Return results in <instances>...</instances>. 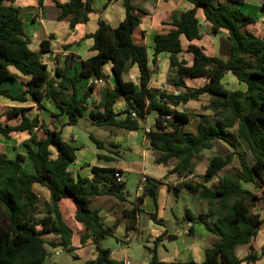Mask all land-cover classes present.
Masks as SVG:
<instances>
[{
    "label": "trees",
    "instance_id": "trees-1",
    "mask_svg": "<svg viewBox=\"0 0 264 264\" xmlns=\"http://www.w3.org/2000/svg\"><path fill=\"white\" fill-rule=\"evenodd\" d=\"M113 1L106 0L99 10L97 30L86 35L93 39L91 50L95 54L88 59L68 56L65 66L57 67L55 75L51 76L43 55L52 51L54 34L42 40L40 50H34L21 8L15 5V0H0V96L18 101H27L31 96L43 109L45 101H50L58 109L51 112L53 118L66 115L67 124L76 125L90 109L89 99L97 87L93 82L80 95L79 82L85 78L107 80L104 66L112 63L115 85L105 86L98 107L89 111L96 126L136 131L151 114L157 113L154 126L147 132L149 146L157 153L158 164L169 165L176 160L169 173L182 179L195 173V159L204 150L212 149L218 140L234 147L241 162V169L226 170L220 176L231 156L225 158L218 154L210 159L203 182L183 181L181 184L191 196L208 203L209 212L192 218L218 238L206 248L204 261H163L158 247L165 236H160L150 248L152 256L148 264H257L264 259V244L260 252L253 246L264 224V216L256 210L261 205L264 212V36L248 29L258 22L257 18L239 7L246 0H188L194 7L175 11L172 28L156 34L152 67L147 46L137 43L134 33L142 22L139 12L152 14L154 8L137 6L136 0H123L125 18L114 27L103 17ZM94 2L58 3V19L68 20L70 29L79 23H88L95 12ZM261 7L264 11V0ZM199 9L203 10L213 34L223 31L227 34L221 39V55H208L204 47L196 43L203 39ZM182 36L189 41L186 48ZM165 51L171 54L167 81L183 89L178 94L151 86L152 76L158 70V55ZM77 61L80 69L69 75V69ZM133 65L140 71L138 84L125 77ZM11 68L30 77L22 79L27 88L17 95L2 86L6 80L20 78ZM230 71L247 85L246 89L230 90L224 85L223 79ZM200 77H205L206 82L190 88L189 80ZM205 94L210 99L204 109L213 112V120L202 119L195 132L187 131L185 127L191 121V114L178 107L201 100ZM121 99L127 102L124 118L114 109ZM26 111L25 107H13L6 112L9 117L20 116L15 125L0 120V135L4 138H10L14 132L27 131L31 135L30 141L25 143L26 152L16 158L0 152V264H45L50 257L47 244L74 252L78 248L73 242L75 229L62 210L65 199L73 201L75 220L83 226L81 245H96V256L86 264H124L115 261L111 249L102 246L104 239L116 236L117 226H108L100 210L91 207L92 197L114 196L120 201L128 200L126 181L116 177L122 170L95 165L92 179L75 177L70 165L77 159L78 147L63 139L62 130L50 128L38 116H28ZM231 129L236 130V140L231 138ZM39 130L44 131V137L38 134ZM90 137L99 149L106 148L104 140L94 134ZM237 141L245 143L252 153V164L237 152ZM98 159L112 161L114 158L99 153ZM27 162L30 169L26 167ZM215 179L218 181L209 185ZM37 183L49 189L50 201L41 202L34 188ZM245 183L260 191L246 188ZM160 185V180L145 178L142 194L125 210L129 231L137 230L138 215L144 212L140 206L146 197H152L158 205ZM149 215L159 221L156 213ZM48 234L55 238L47 240ZM243 245H249L251 251L240 257L238 250Z\"/></svg>",
    "mask_w": 264,
    "mask_h": 264
},
{
    "label": "crops",
    "instance_id": "crops-1",
    "mask_svg": "<svg viewBox=\"0 0 264 264\" xmlns=\"http://www.w3.org/2000/svg\"><path fill=\"white\" fill-rule=\"evenodd\" d=\"M67 1L68 0H44V2L41 3L40 0H15V5L21 8V15L24 19L25 29L27 34L32 38V48L34 50H40V44L42 40L49 39V36L51 34H54V39H51L52 51L43 55V61L47 64L51 76L55 75L57 67L65 66L66 58L68 56H75L80 57L82 59H88L95 54V52L91 50V47L93 45V39L86 38V35L94 33L97 30L98 20L100 17L99 10L106 2V0H95V2L93 3V8L95 9V12L90 15V21L88 23H79L74 29H70L68 20L58 19V15L60 13L58 3H65ZM135 3L137 6L145 5L154 8L152 14L139 12L142 18V22L135 29L134 33V40L139 44L147 46L150 65L153 67L152 61L154 58V39L156 34L161 32H168L172 28L171 23L173 21V17L171 18L170 16L173 12L178 10L185 11L191 9L194 7V5L188 0H183L181 5L177 2H173L171 4L168 3L166 5H160L161 7L157 4L151 3L140 4L139 0H136ZM160 11L162 13H160ZM125 15L126 10L124 7L123 0H115L104 11L103 17L112 26L116 27L125 18ZM198 16L201 24V32L203 34V29L206 30V32H204L203 34V39L200 41H196V43L203 46L205 52L208 55H219L218 52L220 46L218 43H214V40H219V37L223 34L227 37L226 32L223 31L219 34H213L212 27L210 23L206 21L202 9H199ZM205 38L211 40L212 48L206 47L209 42H205ZM182 42L185 48L189 44V41L184 36H182ZM58 43L66 44L64 46V49H62L63 52H55L57 51L55 50V48ZM170 55L171 54L167 51L161 52L158 55V70L152 76L151 86L160 89H165L169 92L178 94L183 89L177 88L169 84L167 81L170 69ZM111 68L112 63L105 64L104 70L108 75V78L107 80H103V82L96 83V78H85L79 82L80 95H82L88 89L91 83L94 82L97 86L92 97L89 99L90 103L94 100L96 102L91 103L90 109L84 116V118L88 119L90 122H92V120L89 116V111L93 108L96 109L98 107L103 88L107 85H110L112 87L115 85V76ZM79 69L80 63L77 61L75 62L73 67L69 69L68 74L73 75L76 70ZM11 70L17 73L20 78L6 80L2 84V86L4 88L9 89L12 94L17 95L25 91L27 88L22 79L28 80L30 77L23 75L22 73L18 72L15 68H11ZM125 77L126 79L132 80L133 82L138 84V80L140 77V71L138 66L133 65ZM191 80H189V82ZM2 101H4V104L7 106V111L13 107L27 108L26 114L28 116L32 118L38 116L50 128L62 130L63 138L65 136V132H70L72 129L73 125L67 124L68 118L66 115H62L57 118H53L51 116V112H58V109L50 101H45V109L41 108L38 102L35 101L31 96H28L27 101L12 100L8 97L0 96V102ZM126 107V100L121 99L114 106V109L117 113L120 114L121 118H124L126 116L124 114ZM151 115L154 116L153 124L148 123ZM151 115L147 118L145 122L142 123L141 129L136 131H128L117 127H100L103 130L98 133L97 136H95L99 139L108 141L106 143V148L103 149V151H99L95 148H85L84 146L78 147L77 159L74 163L70 165V171L75 177L81 175L92 179L94 176L93 167L95 165L110 166L122 170L126 178V183H128L127 174H130L132 172L140 175V183L147 176L160 180L161 185L158 195V205L155 204V201L152 197L148 196L145 198L144 203L140 206L144 210V212L138 215L137 230L129 231L124 221L119 222L117 224L115 214L109 212L106 206H104L103 203H100L101 200L96 204L95 208H98L100 210V214L105 217L104 221L108 226H117L116 237L119 243L121 242L130 245L133 241V235L136 233L139 239L146 240L148 246L151 244L152 246H154V242L158 237L165 236L158 247V254L163 261L175 262L195 260L197 262H202L205 259L206 248L212 246L213 243L217 241V239L214 238L215 236L206 228L203 223L196 220L194 221L192 219L196 215L195 211L186 208L185 215L181 216L173 210V204L178 203V200H176L178 194L176 193L175 196V194H173V191L177 189L178 192H180L182 187L181 184L183 181H186L187 178L182 179L176 176L175 174H170L169 172L173 168V166L171 167L170 165L158 164L155 161L156 154L155 151L152 150L149 146L146 131L147 127L152 128L155 124V118L157 117V113H153ZM5 116H7L6 120H4V117L0 118V120H2L4 123L15 125L20 121V116L9 117L7 113L5 114ZM38 134L42 137L45 136L43 130H39ZM15 135H17V138ZM99 136H101L102 138H100ZM30 138L31 135L27 131L14 132L12 133L10 138H4L0 135V152H6L11 158H16L19 153L26 152L25 143L29 142ZM67 138L68 140H78L76 135L72 132L68 133ZM99 153L111 155L114 159L112 161L99 160ZM28 168L30 169V167ZM34 188L38 196L40 197L42 203L50 201V191L46 186L37 183L35 184ZM140 190L141 193H137V197L143 192V189ZM99 197L102 198L103 196ZM68 202H70L74 207V224L78 229L82 231V224L77 222L74 217L75 205L73 201L69 199H65L62 201V210L65 214V217L67 219L65 205H67ZM168 206H170L171 211L170 214H168L170 215V217L166 218ZM187 211H189L190 216L188 215ZM150 213H156L159 221L152 219L149 215ZM168 221H172L176 225V227L167 226ZM68 222L74 227L76 235L77 228L69 220ZM191 228L194 230L193 232H191ZM187 230L190 231L189 234L186 233ZM144 234L146 235L145 237H143ZM185 234L193 237H195L197 234L200 236V238L180 241V237L184 236ZM53 238H55V236H53L51 239ZM73 242L74 245L77 246L75 243V236L73 238ZM263 244L264 242L261 244V247ZM77 247V249H80L81 255H83V257L86 259V262L87 260L94 258L97 254L96 245L93 243H88L85 246L81 245ZM57 248L59 247H52V249H54L55 251L57 250ZM106 248L111 249L112 258L115 261H122L125 264V260H130V264H133L130 257L121 253L119 249H113L111 247ZM260 249L257 251L260 252ZM49 251L50 257L45 264L53 262L51 250L49 249ZM151 256L152 254L149 250L148 257L144 255L142 257L143 259H141L138 264H148L149 260L151 259ZM259 262L263 264L264 259L258 261L257 264H259Z\"/></svg>",
    "mask_w": 264,
    "mask_h": 264
},
{
    "label": "rangeland",
    "instance_id": "rangeland-1",
    "mask_svg": "<svg viewBox=\"0 0 264 264\" xmlns=\"http://www.w3.org/2000/svg\"><path fill=\"white\" fill-rule=\"evenodd\" d=\"M182 1L183 0H144V1L139 0V3L140 4L151 3V4H157L158 6H160V5H166L168 3L171 4L173 2H177L181 5ZM220 1H228V0H220ZM239 7L243 9L244 11L254 15L258 20L257 23L249 25L248 29L255 32L256 34H260L264 36V11L261 7V0H246L245 4ZM176 12H179V10ZM160 13L162 12L160 11ZM173 16H174V12L171 14L170 17L172 18ZM204 32H206V30L203 29V34ZM222 38H226V35L224 34L221 35L219 37V40L218 39L214 40V43H218L219 46H221ZM205 42H209L206 45V47L212 48L210 39L205 38ZM65 45L66 44L58 43V45L55 48V50L57 51L55 52H63L62 49H64ZM218 54L221 55L220 48H219ZM222 57L227 58V55H222ZM205 81H206V78L204 77L192 79L189 82V87L192 89L197 88L201 86L202 84H204ZM223 83L230 90L246 89L247 87V85L245 83H241L238 80V78L234 75V73L231 71L227 73V75L223 79ZM209 99L210 97L208 95H203L201 100H193V101H190L186 105L182 104L178 107V110L189 112L191 114V121L185 127L187 131L195 132L198 122L202 119L207 120V121L213 120V117H214L213 112L209 109H204V105L209 101ZM93 102H96V101L95 100L91 101V103ZM6 107L7 106L4 104V101L0 102V118L4 117V120L7 119V116H5L7 112ZM153 117L154 116L151 115L149 122H148L149 124H153V120H154ZM102 130H103L102 128L94 125L88 119L83 117L79 120V122L76 125L72 126V129L70 131L76 135L78 140H72V139L68 140L67 136H68V133H70L68 131L65 132L64 134L65 136L63 139L67 140L68 142H70L71 144L77 147L84 146L85 148H95V149H98L99 151H103V149H99L97 147L96 143L90 137V134H94L97 136V134L100 133ZM230 131H231V138L233 140H236L237 139L236 130L231 129ZM15 136L17 138V135ZM99 137L102 138L101 136ZM104 141L106 143L108 142L107 140H104ZM237 143H238L237 152L242 153L244 157L246 158V160L248 161V163L252 164L254 162V157L252 153L250 152V150L247 148L246 144L240 141H237ZM155 154L157 155L156 152ZM218 154L224 156L225 158H227L228 156H231L229 164L227 165L225 170H223L220 173V176H223L226 170L235 171V170L241 169L240 157L237 153H235V148L232 147L226 141L218 140L215 142V145L212 149L204 150L198 155V157L195 159V173L192 175V177L187 178L186 181H191L194 183L203 182L204 174H205V171L209 164L210 159ZM175 163H176V160H172L169 165L172 167L175 165ZM26 167H30V163L27 162ZM127 177H128V183H127L128 201H120L114 196H103L102 198L101 197L91 198V207L95 208L96 204L101 200L100 203L101 204L103 203V205L106 206L109 212H112V214H115L117 224L122 221H124L125 223L128 222L129 219L125 218L126 217L125 210L127 208L132 207V204L137 200V193H141V190L139 188L140 175L132 172L130 174L128 173ZM217 181L218 179H215L214 181L209 183V185ZM244 186L254 192L260 191L258 188H256L252 184L245 183ZM173 192L175 196H176V193L178 194V197L176 198V200H178V203L173 204V210L178 215L184 216L186 208H189L195 211L196 215H199L200 213L209 212L208 203L206 201H202V200H199L191 196L186 188L181 187L180 192H178L177 189H175ZM65 208H66L67 219L73 225H75L74 224L75 221L73 218V213H74L73 205L70 202H68L67 205H65ZM256 210L261 212V214L264 216V212L261 208V205L257 206ZM170 211H171L170 206H168L166 218L170 217V215H168L170 214ZM167 226L176 227V225L172 221H168ZM76 230H77V233L75 235V243L77 246H81V242L79 239V234L81 230L78 228ZM53 236H54L53 234H48L47 240H50ZM145 236L146 235L144 234L143 237ZM198 238H200V236L197 234L195 237L185 234L184 236L180 237V241L181 240H193V239H198ZM214 238L218 239L217 236H215ZM263 242H264V224L262 226V229L260 231L258 238L255 241H253V246L256 247L257 250H259ZM102 246L111 247L113 249H119L121 253H123L124 255H128L130 257L133 264H138V262H140L141 259H143L142 257L144 255L148 257L149 250L150 248L153 247L152 244L148 246L146 240L139 239L136 233L133 235V241L130 245L126 243H121V242L119 243V241L117 240V237L115 236V237H109L103 240ZM47 247L51 250L53 262H59V263H65V264H86L85 263L86 259L83 257V255H81L80 249H77L74 252H68L62 249L61 247L57 248V250L55 251L54 249H52V247L49 244H47ZM250 251L251 249L249 245H243V246H240L238 253L240 256L244 257ZM84 256H85V253H84ZM259 264H261V262H259Z\"/></svg>",
    "mask_w": 264,
    "mask_h": 264
},
{
    "label": "built area",
    "instance_id": "built-area-1",
    "mask_svg": "<svg viewBox=\"0 0 264 264\" xmlns=\"http://www.w3.org/2000/svg\"><path fill=\"white\" fill-rule=\"evenodd\" d=\"M99 82H103V80H102V79H96V83H99ZM133 116H136V114L133 113ZM146 131H147V132H150V131H151V128H150V127H147V128H146ZM116 177L118 178L119 181H122V182H124V181L126 180V178H125L123 172H121V171H118V172L116 173ZM189 177H192V175L189 176ZM144 186H145V179H143V181H141L139 188H140V189H143ZM186 233L189 234L190 231L187 230ZM125 264H130V260H125Z\"/></svg>",
    "mask_w": 264,
    "mask_h": 264
}]
</instances>
